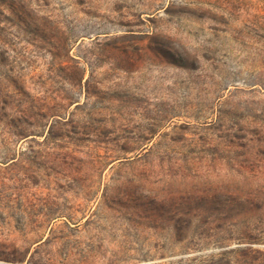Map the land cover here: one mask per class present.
<instances>
[{"label":"rangeland","instance_id":"374dc122","mask_svg":"<svg viewBox=\"0 0 264 264\" xmlns=\"http://www.w3.org/2000/svg\"><path fill=\"white\" fill-rule=\"evenodd\" d=\"M0 264H264V0H0Z\"/></svg>","mask_w":264,"mask_h":264}]
</instances>
